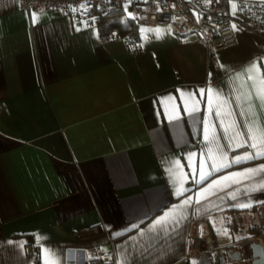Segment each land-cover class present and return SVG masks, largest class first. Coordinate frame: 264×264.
<instances>
[{"label": "crops", "instance_id": "obj_1", "mask_svg": "<svg viewBox=\"0 0 264 264\" xmlns=\"http://www.w3.org/2000/svg\"><path fill=\"white\" fill-rule=\"evenodd\" d=\"M21 1L0 0V264H42L37 235L60 264H86L96 245L116 264H193L187 249L194 217L204 218L218 253L264 224V190L246 192L264 183V174L195 202L212 180L264 160L233 165L200 185L186 160L197 154L198 178L204 152L211 169L203 138L207 93L201 98L199 89L228 95L229 77L264 57V34L254 23L230 14L236 43L220 49L168 24L136 25L103 41L82 8L27 9ZM33 11L40 13L35 24ZM189 93L200 100L195 111ZM253 105V118L264 124V106L255 97ZM210 119L229 160L246 150L229 151L214 112ZM177 159L190 189L179 198L165 170ZM237 190L234 201L228 194ZM188 196L184 218L150 228ZM242 202L252 207H233Z\"/></svg>", "mask_w": 264, "mask_h": 264}, {"label": "snow or ice", "instance_id": "obj_2", "mask_svg": "<svg viewBox=\"0 0 264 264\" xmlns=\"http://www.w3.org/2000/svg\"><path fill=\"white\" fill-rule=\"evenodd\" d=\"M132 0H128V4H130ZM143 3H148V0H141ZM209 5L213 2V0H205ZM217 3L220 0H216ZM229 4L232 6L230 14L232 16H237L238 12L243 11V7L240 5L244 2V0H228ZM264 3V0H261ZM174 8L175 5H172ZM125 10L127 11V4L125 5ZM75 11V9H73ZM157 11H161L159 7H157ZM32 17V22L35 24L38 19L40 13L37 11H33L30 13ZM197 15V22L201 19V17ZM129 17L135 19L136 16L132 13H129ZM93 19H95L93 17ZM175 19V17H173ZM209 20L212 19L211 16L208 17ZM87 26V23L85 22ZM234 31H238L237 25L233 22L231 25ZM77 31L80 28H76ZM149 31H152L149 29ZM157 38H159L160 29H156ZM264 61V57H260L253 62L249 66H247L243 72H237L235 75L229 77V85L231 91L228 95H225L223 90H218L209 86L207 89H199V94L201 98H204L205 93H207V109L208 116L203 120V138L208 146L207 151V159L211 160V169L208 170V164L206 163L205 153L201 152L200 161H199V177L197 178V168L195 166L194 157H196V153H189L186 157L188 162V167L192 171V180L193 183L200 185L203 184L210 176L214 173L221 172L226 168H231L233 165H241L247 164L250 161L264 160V124H261L260 121L254 119V105L253 98L260 101L261 106H264V72H262L260 68V62ZM223 68L224 66L221 65ZM211 77V73H209ZM180 91V90H178ZM196 93H189L190 98L194 100V108L195 105L200 103V100H195ZM181 97H183V93H181ZM234 98L236 102V107L239 109V116L242 119L243 129L241 128V121L236 119L237 113L233 110L231 106V99ZM169 100L174 99L173 97H169ZM185 111H188L187 107H185ZM215 114L216 119L219 121V127L223 132V138L227 141V148L231 152H235L237 149H246L243 153L235 155L229 160L228 152L224 151V146L220 143V136L216 132L217 125L212 122L210 119L212 114ZM190 115L192 113H189ZM218 153L217 155H214ZM219 160V163L217 162ZM175 169H179L178 172H174ZM174 185H178L174 187V195L178 198L184 196V194L190 189L185 188L184 184L187 181V174L183 172V165H181L180 160H174L170 162V166L165 169ZM264 174V164H259L256 167H247L242 171L230 172L225 176H222L218 179L212 180L205 188L200 189V191L195 193V202L199 204L201 200H206L208 197L216 195L220 191H224V189L231 187L232 184H239L243 180L252 179L258 175ZM224 182V183H222ZM264 190V183H260L254 185L251 188L246 189L248 191H256V190ZM201 193H205L204 196H201ZM239 194V190L237 192L229 193L228 195L232 200L237 199V195ZM223 199V197H221ZM193 202V196H188L186 199L180 201L179 204L173 205L169 211L165 212L162 217H158L150 228L154 231L157 228H163L170 222L176 221L178 222L179 218H184L182 210L190 206ZM233 207L239 209L251 208L252 203L250 202H242L236 203ZM133 227H138L137 225H133ZM224 235H228L227 229L224 230ZM141 235L143 232L141 231ZM46 237H42L37 235V247L40 249L41 253V261L42 264H60V257L57 252L49 247L43 245V240ZM239 239V237L237 238ZM23 247V245H21ZM91 258V257H88ZM119 264H126V262L121 261ZM193 264H196L193 261Z\"/></svg>", "mask_w": 264, "mask_h": 264}, {"label": "built area", "instance_id": "obj_3", "mask_svg": "<svg viewBox=\"0 0 264 264\" xmlns=\"http://www.w3.org/2000/svg\"><path fill=\"white\" fill-rule=\"evenodd\" d=\"M21 5L27 9L68 10L79 7L85 10L95 24L99 13L117 9L122 10L127 16L129 13L134 14L136 18L131 19L138 25L168 24L178 35L196 33L213 49L236 43L235 31L231 27L233 20L229 13L228 0H220L219 3L213 0L210 5L205 0H148V3L132 0L130 4L128 0H22ZM172 5L175 7L173 8ZM240 6L243 7V11L238 14L254 23L259 31H264V3L244 0ZM157 7L161 11H157ZM196 14L201 17L199 22ZM209 16L212 17L211 20L208 19ZM119 35V29L112 28L101 33L100 38L108 41ZM203 223H205L203 217L196 216L192 220L187 258L193 261H196L204 251H209L211 257L218 256V251L214 249L212 243L207 242L208 232L202 229ZM86 264H116V262L111 251L103 250L96 245L94 254Z\"/></svg>", "mask_w": 264, "mask_h": 264}, {"label": "water", "instance_id": "obj_4", "mask_svg": "<svg viewBox=\"0 0 264 264\" xmlns=\"http://www.w3.org/2000/svg\"><path fill=\"white\" fill-rule=\"evenodd\" d=\"M196 264H264V226L240 241L233 251L224 249L219 258L210 256L209 251L202 252Z\"/></svg>", "mask_w": 264, "mask_h": 264}, {"label": "trees", "instance_id": "obj_5", "mask_svg": "<svg viewBox=\"0 0 264 264\" xmlns=\"http://www.w3.org/2000/svg\"><path fill=\"white\" fill-rule=\"evenodd\" d=\"M97 18V26L99 27L100 33L109 31L112 28H118L121 32L129 31L138 25L122 10L117 9H109L108 11L99 13ZM259 32L264 34V31Z\"/></svg>", "mask_w": 264, "mask_h": 264}, {"label": "flooded vegetation", "instance_id": "obj_6", "mask_svg": "<svg viewBox=\"0 0 264 264\" xmlns=\"http://www.w3.org/2000/svg\"><path fill=\"white\" fill-rule=\"evenodd\" d=\"M261 226H264V224H263V225H259L258 228H257V230H254V231H256V232L259 231V229H260ZM221 252H222V251H220V252L218 253V256L216 257V259L219 258V255H220Z\"/></svg>", "mask_w": 264, "mask_h": 264}]
</instances>
